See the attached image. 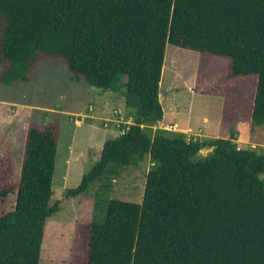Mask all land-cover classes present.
Here are the masks:
<instances>
[{"label": "trees", "instance_id": "trees-1", "mask_svg": "<svg viewBox=\"0 0 264 264\" xmlns=\"http://www.w3.org/2000/svg\"><path fill=\"white\" fill-rule=\"evenodd\" d=\"M168 44L226 60L228 82L255 77L250 124L264 128V0H0V84L29 85L55 61L73 82L139 99L134 124L66 196L149 156L143 200L109 199L102 222H78L69 264H264V152L147 130L164 118ZM59 140L58 124L30 122L19 162L0 156V264H40L46 222L61 211Z\"/></svg>", "mask_w": 264, "mask_h": 264}, {"label": "rangeland", "instance_id": "rangeland-1", "mask_svg": "<svg viewBox=\"0 0 264 264\" xmlns=\"http://www.w3.org/2000/svg\"><path fill=\"white\" fill-rule=\"evenodd\" d=\"M256 82L255 77L228 82L226 60L168 44L160 97L165 123L147 130L152 137H234L241 148L264 152V128L252 130L250 124ZM126 94L123 89L115 93L73 82L67 67L55 61L42 62L29 85L0 84V156L19 162L30 122L60 127L51 204L59 202L61 211L46 222L40 264H69L76 224L102 222L105 201L142 202L146 177L154 166L149 156L139 167L93 184L84 196H66L99 161L104 143L121 134L116 120L126 121L137 113L139 99L131 96L127 103ZM211 151L205 147L196 160L205 159ZM261 178L264 181V174Z\"/></svg>", "mask_w": 264, "mask_h": 264}, {"label": "built area", "instance_id": "built-area-1", "mask_svg": "<svg viewBox=\"0 0 264 264\" xmlns=\"http://www.w3.org/2000/svg\"><path fill=\"white\" fill-rule=\"evenodd\" d=\"M116 122L118 123V127L120 128L122 125H127L130 126L132 124H134V120L132 118H129V120L127 119L125 121L124 118H121L120 120H116Z\"/></svg>", "mask_w": 264, "mask_h": 264}, {"label": "crops", "instance_id": "crops-1", "mask_svg": "<svg viewBox=\"0 0 264 264\" xmlns=\"http://www.w3.org/2000/svg\"><path fill=\"white\" fill-rule=\"evenodd\" d=\"M165 117H166V115H165V112H164V118H163V120H162V124L164 125V123H165ZM178 126V125H177ZM177 126H174L175 127V130H177ZM153 127V126H152ZM161 129L163 128V130H167V131H172V129H171V127H160ZM165 128V129H164ZM182 130H180V132H181ZM183 131H186V130H183ZM182 131V132H183ZM179 132V131H178ZM184 133V132H183Z\"/></svg>", "mask_w": 264, "mask_h": 264}, {"label": "water", "instance_id": "water-1", "mask_svg": "<svg viewBox=\"0 0 264 264\" xmlns=\"http://www.w3.org/2000/svg\"><path fill=\"white\" fill-rule=\"evenodd\" d=\"M208 149H212L211 147H207Z\"/></svg>", "mask_w": 264, "mask_h": 264}]
</instances>
